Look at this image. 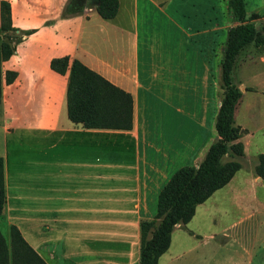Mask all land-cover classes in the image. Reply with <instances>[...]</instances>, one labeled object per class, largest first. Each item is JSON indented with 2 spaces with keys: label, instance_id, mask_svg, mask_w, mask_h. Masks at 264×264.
Wrapping results in <instances>:
<instances>
[{
  "label": "crops",
  "instance_id": "crops-1",
  "mask_svg": "<svg viewBox=\"0 0 264 264\" xmlns=\"http://www.w3.org/2000/svg\"><path fill=\"white\" fill-rule=\"evenodd\" d=\"M1 1L9 4L11 27L23 34L0 61V220L8 233L15 225L47 264H139L141 223L154 218L161 189L179 168L197 166L215 139L195 150L194 138L179 134L177 114L186 110L179 107L188 103L177 91H192L196 81L217 99L215 32H226L224 13L222 25L209 18L195 24L187 15L183 27L176 12L184 5L175 0H117L112 18L95 6L64 16L67 0ZM179 26L186 37L180 67L172 44ZM3 40L4 32L0 47ZM199 40L206 41V63L200 62L203 47L195 48ZM63 56L131 95L130 129L85 128L69 119L67 75L50 67ZM194 57L203 66L198 73ZM253 136L241 138L246 155ZM249 175L241 184L233 176L203 202L221 193L218 200L239 216L201 237L202 264H243L247 256L246 264H264V197L247 188L262 186L264 178ZM186 224H176L158 264L173 232ZM222 250L237 253L222 257ZM174 261L167 257L163 264Z\"/></svg>",
  "mask_w": 264,
  "mask_h": 264
},
{
  "label": "trees",
  "instance_id": "trees-1",
  "mask_svg": "<svg viewBox=\"0 0 264 264\" xmlns=\"http://www.w3.org/2000/svg\"><path fill=\"white\" fill-rule=\"evenodd\" d=\"M225 4L228 16L236 24L226 30L218 63L222 95L215 119L216 137L197 166L179 168L161 189L154 218L141 223L139 264H158L159 257L170 245L176 224L189 222L196 207L227 184L241 167L237 160H224L230 149L234 156L243 155L241 144H230L238 138L240 130L233 119L240 89L233 81L232 70L237 55L249 43L264 46V33L257 30L253 23V20L264 17V8L247 17L244 0H225ZM88 6H95L103 18H112L117 11L118 1L67 0L63 15L79 14ZM9 13V4L1 1L0 34L4 32V40L0 47V61L12 54L14 43H18L23 34L16 33L11 27ZM50 67L67 75V114L73 123L85 128H131L132 98L129 93L70 56L52 58ZM257 175L264 178V154L259 155ZM4 203V170L0 157V213ZM9 229V242L0 231V264H47L25 241L15 225Z\"/></svg>",
  "mask_w": 264,
  "mask_h": 264
},
{
  "label": "rangeland",
  "instance_id": "rangeland-1",
  "mask_svg": "<svg viewBox=\"0 0 264 264\" xmlns=\"http://www.w3.org/2000/svg\"><path fill=\"white\" fill-rule=\"evenodd\" d=\"M245 1V8L248 15L256 13L261 8H264V0H244V4ZM174 2H178V4L183 3L182 5H184L183 11L180 9L181 6L178 5V11L176 12L178 23L179 25L181 23L183 27L188 22L187 15H193L195 24H201L202 21H206L208 18L213 21H216V19H220L221 21L224 13L226 30L236 24L233 23L228 16L224 0H175ZM172 13L175 12L172 11ZM158 14L159 12L155 15ZM213 17L215 18L213 19ZM154 20L159 21L162 24V20H159L157 16L154 17ZM253 23L257 30L264 33V17L253 20ZM222 24L221 21V25ZM181 31V27L179 26L178 30L173 32L176 38L172 40V44L176 51L178 67H180L182 62L186 38ZM215 35V50L219 61L221 57V47L225 40L226 32H222V29H220L219 32H215ZM195 40H197V38H195ZM188 41H190V38L187 39V43ZM204 42H201L200 40L199 42H195V48L200 46L203 47V56L201 55L200 57L201 63H206ZM193 68L196 73L199 72L198 69L203 68L202 64L198 66L195 57ZM216 75L219 78L218 72ZM178 77H180V75H178ZM232 78L234 83L240 89V97L238 98L233 111L234 125L238 126L240 130L238 138L230 144H241L243 147V155L240 157L234 156L230 149L224 160H237L240 162L241 167L233 174V176L236 178L235 181L241 184L245 175H248L247 178L250 177L249 174L257 175L259 155L264 154V46L258 47L254 42L249 43L236 57L232 70ZM196 79L197 78L194 80ZM217 89L219 94L218 96L216 94L217 99L214 98V100L211 99L212 95L210 92H206V89L202 87V85L198 86L196 81H194V88L192 91H187L186 89H179L177 91V94H182L183 97L187 99L188 103L187 107H179V110L186 109L188 116L185 114L186 110L182 111V113L178 112V132L183 136L186 134L187 136L194 138L195 150L203 143H208L209 139L216 137L215 119L222 95L220 81ZM249 134H254L252 139L253 144L247 146L248 155H246L244 150V140H241V138L250 141ZM255 151H262V153L254 155L253 153ZM247 188L254 192V194L256 193L260 197H264V183L262 186L252 185L251 187L247 186ZM220 195L221 193H216L214 194V197L197 206L194 216L186 224V229L193 231L194 234L188 233L184 227L173 232L170 249L163 256L161 264H163L164 258L167 257H174V264H202L203 251L201 247V237L206 233L216 232L220 226L230 225L234 217L239 216L237 208L234 209L229 203L224 204L223 201L218 200ZM254 204L255 203L253 202L252 206ZM0 230L3 236L5 235L6 240L9 241V233L1 220ZM234 251L235 250H229V252H226V250H222L220 254L224 257L226 253L232 254ZM241 257H246L244 251L241 252ZM248 258L249 256L244 258L243 264L249 263Z\"/></svg>",
  "mask_w": 264,
  "mask_h": 264
}]
</instances>
